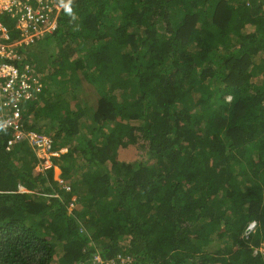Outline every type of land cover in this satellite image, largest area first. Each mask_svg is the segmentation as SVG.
Wrapping results in <instances>:
<instances>
[{"label":"trees","instance_id":"16d2710c","mask_svg":"<svg viewBox=\"0 0 264 264\" xmlns=\"http://www.w3.org/2000/svg\"><path fill=\"white\" fill-rule=\"evenodd\" d=\"M57 6L52 32L6 62L40 74L23 122L66 152L43 170L0 129V264H264L261 3L72 0L74 18ZM124 149L138 158L120 161Z\"/></svg>","mask_w":264,"mask_h":264},{"label":"built area","instance_id":"2783aa9c","mask_svg":"<svg viewBox=\"0 0 264 264\" xmlns=\"http://www.w3.org/2000/svg\"><path fill=\"white\" fill-rule=\"evenodd\" d=\"M264 13V0H258ZM50 7L58 9L55 0H0V16L5 15L14 20V29L19 38L9 43L10 34L7 27L0 22V118L2 128L12 130L13 135L7 142V149L15 143L26 139L34 149L37 157L46 168L52 157L64 153V149H53L52 140L44 134L24 132L20 103L30 98L31 85L38 82V75L26 64L23 70L10 65L7 59H19L16 49L27 46L43 32H52L55 21L49 20ZM69 190V187H65ZM88 264H132L130 257L104 262L98 255H93Z\"/></svg>","mask_w":264,"mask_h":264},{"label":"rangeland","instance_id":"374dc122","mask_svg":"<svg viewBox=\"0 0 264 264\" xmlns=\"http://www.w3.org/2000/svg\"><path fill=\"white\" fill-rule=\"evenodd\" d=\"M56 1H59V0H55V2ZM50 50L51 51L54 50V46L53 45L50 46ZM25 51H26V49H24V48L21 50V52H23V53H25ZM16 52H17V49H16ZM44 55L45 54L43 52H40L38 56H39L40 59H42V57ZM49 63H50V61H47V60L43 59V61L40 62L41 65H39V67H41V66L44 67V66L48 65ZM254 81L257 82L256 80H254ZM76 89L78 90V88H76ZM64 97L67 98L66 95H64ZM68 97L70 99L71 95H69ZM84 103H85V105L91 104L86 99H84ZM85 117H87V116H85ZM85 117L82 118V120H81L82 122H87L89 120L88 118H85ZM64 152H66V151H64ZM119 158H120V161H122V162L130 163V162H133L135 160V158L137 159L138 157H137V152L135 150H133V149H124V150H122L120 152ZM53 177H54V180H56V181L57 180H60V170H59L58 167H54V175H53ZM71 209H72V207H71V205H69L68 212H70ZM259 251L262 252V253H264V243L262 244V246L259 249Z\"/></svg>","mask_w":264,"mask_h":264},{"label":"clouds","instance_id":"9594fccd","mask_svg":"<svg viewBox=\"0 0 264 264\" xmlns=\"http://www.w3.org/2000/svg\"><path fill=\"white\" fill-rule=\"evenodd\" d=\"M60 3H61V6L64 8V10H65V12L69 15V16H72L73 18H74V14H73V10H72V7H71V3H72V0H67V3H65V0H60ZM10 36V35H9ZM18 39H15V40H13V41H11V38H10V40H9V43H14L15 41H17ZM24 47H27V46H22V47H18L17 49L18 50H22ZM25 49V48H24ZM32 67V66H31ZM34 70V69H33ZM35 71V70H34ZM38 75H40L39 73H37ZM229 99V98H228ZM22 103H23V101L20 103V108H21V115H22ZM22 119H23V116H22ZM0 123H1V125H0V129H3L2 127V120H1V118H0ZM23 127H24V132H27V133H30V132H34V133H39V132H37V131H35V130H31V129H26L25 128V125H24V122H23ZM5 130V129H4ZM13 135V134H12ZM12 135H11V137L8 139V140H10L11 138H12ZM8 140H7V142H8ZM6 145H7V143H6ZM61 149H64V151H66V149L65 148H61ZM36 154V153H35ZM37 156V155H36ZM41 165H42V169L44 170V169H47L46 167H44V164H43V162L41 161ZM51 166V161H50V164H49V167ZM48 167V168H49ZM58 181H60V180H58ZM64 187H67V186H64ZM69 187V186H68ZM18 192H20V193H22V192H26L23 188H21V187H19V190H18ZM254 225H255V223H252L250 226H252V228H247V230H246V234H248L252 229H253V227H254ZM257 251V250H256ZM93 255H98L104 262H111V261H114V260H118V258H121V257H130V256H128V255H120V256H118L117 258H115V259H104L102 256H101V254L100 253H95V254H93ZM93 255H91V257L90 258H92V256ZM131 258V257H130ZM132 260V259H131ZM89 263V261L87 262V263H85V264H88ZM133 263V262H132Z\"/></svg>","mask_w":264,"mask_h":264},{"label":"bare ground","instance_id":"6f19581e","mask_svg":"<svg viewBox=\"0 0 264 264\" xmlns=\"http://www.w3.org/2000/svg\"><path fill=\"white\" fill-rule=\"evenodd\" d=\"M248 228H252V226H249Z\"/></svg>","mask_w":264,"mask_h":264}]
</instances>
